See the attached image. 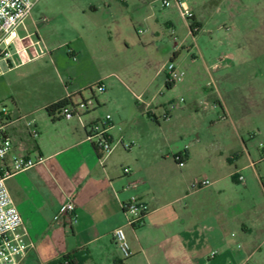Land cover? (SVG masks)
Wrapping results in <instances>:
<instances>
[{
  "label": "crops",
  "instance_id": "0c3cea01",
  "mask_svg": "<svg viewBox=\"0 0 264 264\" xmlns=\"http://www.w3.org/2000/svg\"><path fill=\"white\" fill-rule=\"evenodd\" d=\"M69 1L71 15L78 21L94 19L101 7L107 5L106 0ZM121 1L123 7L130 9L127 0ZM182 1L194 13V22L201 25L200 30L195 29V35L191 23L185 20L189 34L195 40L205 22L212 18L210 9L218 5L217 0ZM111 7L109 4V9ZM132 18L133 15L129 19L132 21ZM30 21L36 25L33 12ZM19 30L20 39L30 37L15 41L12 70L30 63L33 52L24 49L32 41L39 42L44 51L32 62L46 58L53 62L54 52L67 46V55L74 62L89 57L91 65L100 72L91 84L81 83L76 78L67 85L60 79L61 87L49 96L43 107L45 111L49 105L64 98H71L75 104L87 100V90L94 84L103 82L107 87L108 81L110 88L114 86L111 80L116 75L102 76L101 71L108 61L118 60L121 53L104 46V43L100 47L95 40H87L91 35H86L87 38L81 36L77 25L73 30L74 34H80L79 38H69L54 46H43L41 38L36 35L35 39L32 33L21 36ZM77 40L82 43L78 44ZM178 55L177 48L169 59H176ZM166 65L158 63L155 68L148 62V67L155 73L144 89L149 101L141 113H148L158 125L161 118L166 122L173 120L176 112L169 111L166 117L165 102L155 106L160 100L159 95L166 96L163 86L173 97L179 88L188 84L189 88L192 87L191 82L181 80L168 88ZM211 67L218 68L216 64ZM55 70L58 71L56 66ZM71 71L77 73V70ZM158 80L161 86L155 91ZM228 86L229 81L215 79L213 87L208 89L209 101L204 104L207 111L214 113L220 106L225 115L223 119H230L233 124L226 102ZM91 94L97 112L102 113V106L105 111L111 109L108 95L98 98L94 92ZM94 110L95 107H91L83 115L84 119L66 124L65 131H38L39 137L35 140L16 124L8 127L7 135L13 141L8 161L19 153L21 145L30 157L45 159L44 163L7 180L26 231L50 229L53 239L56 234L61 235L60 241H55L58 250H50L48 246L41 248L45 264L74 251L89 254L86 264H264V148L250 144L255 136H250L246 142L235 128L233 144L210 145L202 139L203 131H184L188 133L189 144L178 146L174 139L176 133L172 131H136L137 128L132 127L127 131H116L124 121L116 116L118 110H111L115 116H111L109 133L116 147L109 156L101 159L96 146L87 138L88 126L101 117H97ZM63 121L52 124H62ZM177 155L183 156L182 164L174 160ZM125 168L131 170L130 174L124 172ZM195 179H209L211 185L194 190L191 184ZM133 196L148 206L144 224L138 229L128 224L123 210V204ZM69 198H73L76 206L73 226L56 221ZM119 227L124 228L133 253L127 260L123 259L112 236ZM213 251H217L215 256H211ZM32 255L34 252L30 251L20 264L32 259Z\"/></svg>",
  "mask_w": 264,
  "mask_h": 264
},
{
  "label": "rangeland",
  "instance_id": "374dc122",
  "mask_svg": "<svg viewBox=\"0 0 264 264\" xmlns=\"http://www.w3.org/2000/svg\"><path fill=\"white\" fill-rule=\"evenodd\" d=\"M127 1L130 9L123 7L121 0H106L107 5L101 7L94 19L78 21L71 15L69 0H38L33 11L36 25L28 21L26 29L21 28L19 32L21 36L32 33L35 39L38 35L43 46H54L69 38H79L80 34H74L73 30L77 25L81 36L91 35L87 40H95L100 47L104 43L121 53L118 60L108 61L101 71L102 76L116 75L111 80L114 86L110 88L107 81L108 89L101 92L94 84L86 93L88 101L93 100L92 92L98 98L110 97L109 111L102 106V113L97 112L95 102L91 107H95L93 113L97 112V117L101 116L97 121L104 120L109 113L115 116L111 110H118L116 116L124 122L116 131H127L131 127L137 128L136 131H172L176 133L175 143L185 146L189 143L188 133L184 131H203L205 143L225 145L236 140L233 132L236 128L246 142L250 136H255L250 144L264 148V0H231L230 3L217 0L218 5L210 9L212 18L205 22L195 40L176 6L165 8L162 0ZM44 19L47 22H43ZM77 43L81 44L82 40ZM177 48L179 55L170 60L169 55ZM58 49L53 62L49 58L30 61L0 76V125L11 119L17 121L16 127L27 131L23 119L27 117L39 131H65L66 124L79 121L75 117L53 125L43 107L49 96L59 91L60 79L67 85L76 78L81 83L91 84L100 72L91 65L89 57L74 62L67 55V46ZM58 55L60 60L57 61ZM148 62L155 68L158 63L163 66L173 62L185 73L182 80L191 82L192 86L179 88L174 97L163 86L166 96L159 95L155 106L162 102L166 110L178 103L180 106L172 109L176 111L173 120L166 122L161 118L160 125L148 113H141L149 101L144 89L155 73ZM215 64L218 70L211 67ZM210 73L214 80L229 81L226 102L233 124L230 119H223L225 115L220 106L217 113L205 109L208 89L214 84ZM160 86L158 80L154 90ZM169 98L174 99L169 101ZM4 114L7 117L1 122ZM49 230L27 231L34 245L31 250L34 255L25 264H45L40 251L45 249L43 246L58 250L55 241H60L61 235L56 234L53 239Z\"/></svg>",
  "mask_w": 264,
  "mask_h": 264
},
{
  "label": "built area",
  "instance_id": "2783aa9c",
  "mask_svg": "<svg viewBox=\"0 0 264 264\" xmlns=\"http://www.w3.org/2000/svg\"><path fill=\"white\" fill-rule=\"evenodd\" d=\"M37 2L38 0H0V76H4L12 71L11 63L14 55L12 47L15 41H22L30 37V35H27L25 38L20 39L18 30L20 28L26 29V23L30 21ZM162 3L165 8L176 6L182 17L191 23V25L193 24L194 13L185 5L184 1L162 0ZM43 22H47V19H44ZM140 33L143 32L140 31ZM27 50L33 52L30 61L39 58L44 53L40 48L39 42L31 41L29 46L24 49L25 52ZM166 71L168 73V82L170 83L181 81L185 75L183 71L178 70L173 62L166 65ZM95 86L101 92L106 90L103 82ZM92 102L94 103V100H82L77 104L73 103V106L64 110L61 117L66 120L75 117L82 120L83 115L91 108ZM179 106L180 103L173 105L170 110L165 112V116L167 117L169 111ZM5 117L7 116L4 114L1 122L4 121ZM23 119L25 120V127L29 133V137L34 140L37 139L39 137V130L36 125L27 117H23ZM111 122V115H107L104 120L97 121L88 126V141L96 146L101 159L109 156L116 147L109 133L112 127ZM15 123H17V121L10 119L9 122L0 125V264H20L26 255L34 248L33 243L28 240V233L24 227L22 216L7 186V180L16 174L29 171L45 162L42 156L32 158L27 155L23 145L19 147V153L8 161L13 150V141L7 135V131L8 127ZM174 160L176 163L182 164L183 156H174ZM124 172L130 174L131 170L125 168ZM241 180H243V178H241ZM210 185V180L195 179L191 187L194 190H200ZM75 208L76 206L73 198H69L57 214L56 221L73 226L76 223ZM123 210L127 217L128 224L131 227L133 225L142 226L148 206L142 200L133 196L123 204ZM112 236L123 259H130L133 253L124 228L119 227L115 229ZM216 254L217 251H213L211 256H215Z\"/></svg>",
  "mask_w": 264,
  "mask_h": 264
},
{
  "label": "trees",
  "instance_id": "16d2710c",
  "mask_svg": "<svg viewBox=\"0 0 264 264\" xmlns=\"http://www.w3.org/2000/svg\"><path fill=\"white\" fill-rule=\"evenodd\" d=\"M200 28L201 25L196 22H193V24L191 25V30L195 35H196L195 29H200ZM172 85L173 83L170 82L167 83L168 88H171ZM71 106H73V102L71 101V98H64L49 105L46 108V113L48 114L52 122L56 123L64 120L61 117V114L64 112V110L68 109ZM139 227L140 226H136V225L132 226L133 229H138ZM88 259H89V254L87 252L74 251L62 256L57 261H54L50 264H85L88 261Z\"/></svg>",
  "mask_w": 264,
  "mask_h": 264
}]
</instances>
